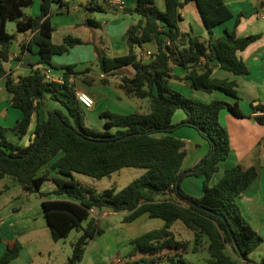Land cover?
<instances>
[{"label":"trees","instance_id":"1","mask_svg":"<svg viewBox=\"0 0 264 264\" xmlns=\"http://www.w3.org/2000/svg\"><path fill=\"white\" fill-rule=\"evenodd\" d=\"M73 2L76 0H41L40 14L26 17L23 10L32 6L34 0H0V80L6 77L10 105L21 112L12 127L0 124V178L11 177L24 192L44 199L42 208L53 241L68 238L74 230L82 231L73 245L69 264H80L90 241L105 233L100 222L91 216L92 210L125 213V223L143 215L165 222L162 228L130 241L128 256H142L134 259L137 264H195L187 260L186 254L203 250L208 253V264H256L250 255L264 239L244 217L238 199L257 178V168L236 165L227 169L216 184L212 182L220 162L231 153V137L220 120L221 112L227 110L235 117H243L237 81L216 78L214 71L219 68L235 76L248 74L249 68L238 53L257 42L261 34L237 36L236 29L246 15L242 12L232 31L214 39L215 28L234 18L225 0H164V10L157 6V0H136L135 8L126 10L141 16L126 33L129 53L108 57L97 50V63L106 75L103 84L107 85L110 77H117L119 87L131 97L147 99L150 110L127 115L103 112L106 130L96 131L85 126L83 106L77 97L75 79L82 72L76 65H57L53 61L55 55L83 44L72 36L65 37L61 44L52 39V6L57 4L61 11H68ZM190 3L197 4L208 37L198 36L192 29L188 33L181 30V12ZM78 4L85 12H104L97 0H90L87 6ZM11 20L17 21L20 31L32 32L29 47H38V64L42 67L26 76L15 77L6 69L16 38L7 30ZM86 21L100 26L91 17ZM152 42L157 46L155 53L147 58L138 55V48ZM22 48H26L25 43ZM175 65L185 74L177 75ZM129 67L134 74L125 72ZM45 68L63 70V82L46 80ZM173 80L186 81L194 90L205 93L220 91L233 97L235 103L198 101L174 89ZM84 81L92 83L93 78L86 77ZM47 96L61 103L66 112L47 110ZM41 109L45 118L38 117L34 124L33 118ZM254 110L261 112L254 120L264 126V105L259 104ZM178 111L185 118L175 123ZM55 115L59 117L53 119ZM180 127L195 129L212 152L195 173L183 169L186 141L174 135ZM7 133L19 140L29 135L30 142L27 146L18 145L7 140ZM124 168H146L147 172L120 193L115 188L97 192L74 176L79 173L103 179ZM184 171L187 173L177 186ZM189 176L203 177L202 196H192L183 189L182 182ZM48 181L56 187L52 192H43ZM177 223L188 230L190 239L178 236L173 229ZM21 249L19 241L8 244L0 264L17 258Z\"/></svg>","mask_w":264,"mask_h":264},{"label":"crops","instance_id":"2","mask_svg":"<svg viewBox=\"0 0 264 264\" xmlns=\"http://www.w3.org/2000/svg\"><path fill=\"white\" fill-rule=\"evenodd\" d=\"M90 0H88L89 3ZM109 8L105 6L101 0H97L99 5L104 9V12H93L88 15L83 11V8L78 4L79 2H73L70 6L68 13H74L71 18H63L58 24L53 22V11L51 10V22L55 27L53 33V43L61 44L64 38L72 36L79 38L83 41L82 45L71 48L66 54L75 55V63L69 64L68 59H64L61 56L55 55L53 60L57 65H77L80 63H97V50L100 53L108 57L124 56L129 53V47L127 44L126 33L128 29L137 24L141 20V16L137 14L126 13L127 9H134L136 6V0H106ZM122 1L125 3L124 8H120L114 5V2ZM234 14V18L215 28L214 39L221 37L225 32L232 31L236 17L244 12L246 15L241 19V23L236 29L238 37H245L248 35L261 34V38L251 44L246 50L239 52V57L246 63L249 68V73L246 75L235 76L233 73L215 69L214 77L219 79L235 80L238 83L237 94L239 96V104L243 112V117H235L227 110L221 112L220 120L222 124L227 128L231 137V153L229 157L219 164V171L213 176L212 182L216 184L223 176L224 172L236 165H241L248 169L256 167L258 170L257 178L243 191L241 197L238 199L241 211L244 217L250 222L253 229L256 230L264 239V126L258 124L254 117L261 112H255L254 107L259 104L264 105V0H225ZM41 0H34L32 6L24 9V15L26 17H36L40 14ZM157 6L164 10V0H157ZM73 7V9H72ZM112 7V8H111ZM53 9V7H52ZM73 10V11H72ZM113 14H106L108 12ZM59 12V11H58ZM65 11H60L64 13ZM84 12L80 17L78 14ZM98 14H103L99 18ZM183 20L180 23L181 30L188 33L191 29L198 36L208 37V32L203 23L199 9L196 3H190L186 5L182 10ZM108 15V16H107ZM70 16V14H69ZM91 17L93 21L100 24L99 27L92 26L86 20ZM13 33L15 39L23 37L22 44H26V48L21 52H12L10 60L6 63V69L9 74L15 77L29 75L35 68L42 67L38 64L40 56L35 58L37 50L34 45L29 47V42L33 36L30 31ZM157 51V46L154 42L145 44L142 49L138 48L137 53L141 52ZM29 53L33 54V57L29 58ZM57 60V61H56ZM77 70L82 72L75 79L77 93L85 92L94 99V106L91 109H97L102 104H107L114 97L127 101L132 105L130 112L143 113L144 101H136L123 91L119 87V79L117 77H110L107 85L103 84L102 79L106 76L101 72L100 78H96L92 74L91 67L84 64L81 67H77ZM128 72V69H124ZM88 71V72H84ZM174 72L177 75H184L185 71L174 66ZM53 75L57 78L63 79V73L57 74L53 71ZM104 76V77H103ZM86 77L93 78L92 83L85 82ZM116 79V80H113ZM6 77L0 80V105L5 108L4 116L11 117L13 121L17 122L21 118V112L11 110L10 99L11 94L6 88ZM171 86L183 93L188 97H192L198 101L210 103L214 100H225L231 104L235 103V99L220 91H214L213 93H205L202 91L194 90L190 84L186 81H171ZM116 89L117 92L114 90ZM116 92V93H115ZM226 95V96H224ZM141 100V99H140ZM99 110L100 116L103 112L111 111L109 106L106 105ZM129 109V108H128ZM54 110V109H53ZM58 110V109H55ZM121 111H128L127 109L120 108ZM114 112V111H111ZM114 113L123 114L116 111ZM126 113L125 115H127ZM44 109L39 110V114H36L33 118V123L37 121V118H45ZM9 116V117H8ZM185 114L178 111L174 117V122L179 123L183 121ZM34 125L30 128V134L32 133ZM174 135L180 139L186 141L187 156L184 162L183 169L189 170L196 167L210 151L209 143L203 139L198 132L190 127H180ZM30 142V138L25 143H16L21 146H27ZM184 179V190L195 197L203 195V187H201L202 179L195 180L191 176ZM11 177L0 178V197L5 196L7 192L18 190V196L7 199L5 203H0V259L3 257L7 246L10 243L19 241L22 245V249L17 258L13 259L7 264H35L40 258H44L51 250L48 248L51 238L47 221L44 217L42 208L43 198L36 194L35 199L27 197V195L20 194L21 186L19 183ZM182 182V185H183ZM20 186V187H19ZM55 184L51 181L46 182L43 187V192H52L55 189ZM1 207L4 211H1ZM100 214L91 212V216L101 222V218L107 219L110 216H120L118 233L127 232L130 237L125 242H130L134 238L149 232L151 230L160 229L165 225V222L161 219H151L147 215H143L132 223H125V213H113L106 210L97 211ZM101 217V218H100ZM144 225L143 228L136 230L138 223ZM123 225V226H122ZM182 226V227H181ZM176 228H183L187 233L188 230L181 223H177L173 226L174 231L180 238H187L183 233L176 230ZM190 235V233H189ZM51 240H53L51 238ZM261 250L259 257L255 260L256 250ZM254 251V258L251 260L256 264H261L264 260V242Z\"/></svg>","mask_w":264,"mask_h":264},{"label":"rangeland","instance_id":"3","mask_svg":"<svg viewBox=\"0 0 264 264\" xmlns=\"http://www.w3.org/2000/svg\"><path fill=\"white\" fill-rule=\"evenodd\" d=\"M101 2L105 6H107V8L110 7L108 6V3L106 0H101ZM52 7H53L52 9L53 17L52 18L55 24H58V22L61 21L63 18H71L74 14V13H68L67 11H65L64 13H60L61 10L59 9V6L57 4H54ZM83 13L84 12H81L78 15L81 17ZM106 14L110 15V14H113V12L110 11ZM95 15H98L99 18L104 16L103 14H98V13H96ZM7 30L10 34L20 32L17 21L16 20L9 21V23L7 24ZM22 42H23V37H18L17 39H15L11 45V51L21 52ZM34 46L37 50V54L35 55V58H37V61H38V57H39L38 47L36 45ZM28 57L29 58H27L26 62H28V60L33 57V54L29 53ZM61 57L64 59H68V62H70L69 64H73L76 61L74 54H65ZM84 64H87L88 67H91L92 74L96 78V80L100 78L101 69L98 63H94L91 65L90 63H80V64H77L76 66L81 67ZM127 69H128V72H127L128 74H134L133 68L129 67ZM54 72L57 74H60V73H63V70H54ZM113 80H116V79H113ZM114 90L117 92L116 89ZM114 96L115 95H113V98L111 99V101H108L107 104L105 103V104H102L101 106L99 105L97 109H88V108L82 107L83 121L86 127L96 130V131L106 130V126H105L106 120L105 118H102L99 113L100 112L99 110H102L100 108H103V106L105 107L106 105H108L109 109L114 112L119 111V112H122L123 114L133 113L129 111L132 108V105L129 102L127 101L123 102L122 100H119L118 98ZM133 99H135L136 101H144V107L142 111L143 113L149 112L150 104L147 99L145 100H140L137 98H133ZM123 107L127 109L128 111H125V110L121 111L120 108H123ZM45 108L47 110L59 109V110H62L63 112H66V109L63 107L61 103L52 100L49 96H47L46 98ZM10 109L20 112V110L15 109V108H10ZM4 112H5V108L1 107L0 105V124L3 125L4 127H8V128L12 127L16 123V121L14 122L13 119L9 116H8L9 118H7V116L5 117ZM112 131H115V129H112ZM6 138L7 140L14 142V143H25L29 139V135L24 137L22 140H19L13 134L7 133ZM146 172H147L146 168H124L121 171L116 172L112 174L111 176L103 178V179H95L93 177H90L84 174H79V173H75L74 176H75V179L79 181L81 184H83L84 186L88 188H92L96 190L97 192L101 193L107 189L115 188L116 192L120 193L131 182H133L140 176L144 175ZM191 178L195 180L202 179V177H196V176H191ZM187 179L189 178H186L184 182ZM184 182H183L182 187L184 186ZM201 187H203V182H201ZM19 189H20V194H23V195L25 194L27 195V197H32L35 199L36 194H28L24 192L22 187ZM17 194H18V190H14L11 193L7 192L5 196L0 197V203H5L7 199L17 197L18 196ZM1 211H4V208L1 207ZM93 214H97V212L93 210ZM97 216L99 217L100 214H97ZM119 221H120V216H110L107 219L101 218L100 225L105 230V233L102 234L101 236H98L95 240L90 241V243L87 246L84 258L80 264H137L133 262L134 259H139V257H142V256H137L133 258L128 256L131 250V246L129 244L130 242H125L124 240H126L127 237L129 238L130 235H127V232L118 233L119 225L117 224H119ZM86 225H87V222L83 224L84 227ZM143 227L144 225L141 224V222H139L138 225L136 226V230H139ZM176 230L183 233L184 236H186L187 238H190L189 233H187L183 228H180V229L176 228ZM81 235H82V231L74 230L72 231V233L69 235L68 238L63 239L59 242H55L51 240L50 238L48 240L50 242H47V243H50V245H48V248H50L51 252L47 253L44 258L38 259L35 264H69V258L72 256V253H73V245L77 242V240L80 238ZM260 251H261L260 249L255 251L256 252L255 258L253 257L254 256V252H253L250 255V258L251 259L254 258L255 260H257L259 257ZM207 257H208V253L206 250H203L200 253L190 252L186 254L187 260L195 264H208L206 262Z\"/></svg>","mask_w":264,"mask_h":264},{"label":"built area","instance_id":"4","mask_svg":"<svg viewBox=\"0 0 264 264\" xmlns=\"http://www.w3.org/2000/svg\"><path fill=\"white\" fill-rule=\"evenodd\" d=\"M114 5L120 7V8H124L125 7V3L122 1H116L114 2ZM153 53L152 52H141L140 56L142 58H147L150 57ZM46 80L48 81H54V82H58V83H62L63 79L62 78H57L53 75V71L50 68H45L43 71ZM104 77V76H103ZM77 97L78 100L80 101V103L82 104L83 107L91 109L93 108L95 102L93 97H91L89 94L85 93V92H80L77 93Z\"/></svg>","mask_w":264,"mask_h":264},{"label":"water","instance_id":"5","mask_svg":"<svg viewBox=\"0 0 264 264\" xmlns=\"http://www.w3.org/2000/svg\"><path fill=\"white\" fill-rule=\"evenodd\" d=\"M77 2H79V3H81V4H83L84 6H87L88 5V0H76ZM87 14L89 15L90 14V12L88 11L87 12ZM59 116L58 115H55V116H53V119L54 118H58ZM212 154V152H210L207 156H205L204 157V159L196 166V167H194L192 170H191V172H193V173H195V172H197L203 165H204V163L206 162V160H207V158L210 156ZM186 171H184L183 173H182V175H181V177H180V179H179V181H178V183H177V186H179L180 184H181V181H182V179L184 178V176L186 175ZM224 219V221L227 223V220H226V218H223ZM228 227H229V225H228ZM234 240H235V238H234ZM235 246L236 247H238V245H237V243H236V241H235Z\"/></svg>","mask_w":264,"mask_h":264}]
</instances>
